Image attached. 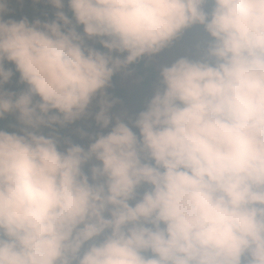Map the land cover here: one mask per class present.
<instances>
[{"label":"clouds","instance_id":"obj_1","mask_svg":"<svg viewBox=\"0 0 264 264\" xmlns=\"http://www.w3.org/2000/svg\"><path fill=\"white\" fill-rule=\"evenodd\" d=\"M28 2L54 18L9 15ZM194 26L201 54L161 62ZM8 115L0 264H264V0H0Z\"/></svg>","mask_w":264,"mask_h":264},{"label":"rangeland","instance_id":"obj_2","mask_svg":"<svg viewBox=\"0 0 264 264\" xmlns=\"http://www.w3.org/2000/svg\"><path fill=\"white\" fill-rule=\"evenodd\" d=\"M210 9V5L208 6ZM13 11L9 14L12 18L20 19L23 16H28L30 20L35 18L45 19L47 14V18H54L55 9L46 4H38L33 5L31 2L25 3L23 6L13 3L11 5ZM68 12V15L71 17L72 13L65 9ZM9 15H6V19L9 18ZM208 39L207 34L204 32L202 26H194L188 29L183 36L178 39L173 46L164 50L160 54V61L171 63L175 59L181 56H189L191 58H196L201 54V49L203 48L205 41ZM99 47V45H97ZM6 68H12L15 70V66L10 64L9 62H5ZM134 71V70H133ZM135 72V71H134ZM115 86L122 87L127 89V81L118 74L117 79L113 82ZM6 89L19 92L23 90L26 85L19 83V73H16L13 77L12 81L5 86ZM128 90V89H127ZM152 89H144L142 86L135 87L132 91H126V94L123 97L124 105L128 109L130 113H134L139 111L144 104L145 99L151 94ZM6 119L9 120V130L14 131L15 128L11 127V125H15L17 123L15 115H8ZM83 122H78L77 125H71L69 130L66 132H61L64 136H71L76 142L86 145V141L79 140L78 137L75 135V128L79 126ZM94 128V127H93ZM46 132L48 130H45ZM87 170V166L86 169ZM148 186L145 185L143 188L140 189L142 192L144 188Z\"/></svg>","mask_w":264,"mask_h":264},{"label":"trees","instance_id":"obj_3","mask_svg":"<svg viewBox=\"0 0 264 264\" xmlns=\"http://www.w3.org/2000/svg\"><path fill=\"white\" fill-rule=\"evenodd\" d=\"M132 69L138 73L140 76H143L145 78V82L148 83L151 80H154L157 76V73L155 72V66L154 65H149L146 66V60H142L140 61L138 64L133 65ZM118 75L116 77H114L113 82L117 79ZM144 89L148 90L151 87L148 85H144L142 86ZM110 92L120 96L122 99L124 97V95L126 94V91H128L127 89H124L122 87H118L115 86L114 88L109 90ZM9 120H7L6 118L2 121H0V129H4L7 131L9 130ZM71 126V125H70ZM70 126L66 129L61 130V132H66L69 130ZM94 127V126H93Z\"/></svg>","mask_w":264,"mask_h":264}]
</instances>
